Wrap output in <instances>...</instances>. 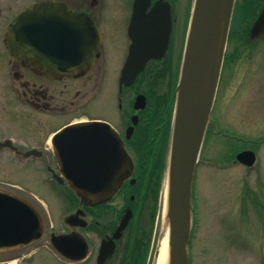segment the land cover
Returning a JSON list of instances; mask_svg holds the SVG:
<instances>
[{"label": "flooded vegetation", "instance_id": "1", "mask_svg": "<svg viewBox=\"0 0 264 264\" xmlns=\"http://www.w3.org/2000/svg\"><path fill=\"white\" fill-rule=\"evenodd\" d=\"M33 7L38 8L32 13ZM192 8L193 0H0V155L10 156L9 177L18 163L53 177L64 166L59 153H87L88 195L85 199L74 189L77 208L72 215L81 211L78 225L64 224L60 234L84 238L88 256L80 261L59 254L58 262H85L95 244L98 264L103 244L111 241L113 255L105 264L121 250L117 264H142L141 254L132 258L133 250H153L167 197L177 87ZM28 11L29 24L14 31L12 26ZM263 12L264 0L235 2L195 183L200 170L213 175L237 164L241 151L252 150L239 149L246 137L239 123L253 121L254 112H241L238 104L240 91L252 85V73L253 84L264 85V58L256 52L264 33L251 37ZM32 14L42 22L41 42L34 46L19 41L23 31L31 30ZM77 32L92 33L98 44L90 61L63 74L62 64L53 59L58 41L63 35L72 40ZM149 54L157 57L147 60ZM68 127L88 131L86 136H59ZM3 185L7 192L25 191L14 183ZM63 185L71 187L68 181ZM46 238L0 263L52 264L44 255L52 247Z\"/></svg>", "mask_w": 264, "mask_h": 264}, {"label": "water", "instance_id": "2", "mask_svg": "<svg viewBox=\"0 0 264 264\" xmlns=\"http://www.w3.org/2000/svg\"><path fill=\"white\" fill-rule=\"evenodd\" d=\"M142 1L137 0V2ZM234 2L235 0H196L195 3L171 146L165 222V229L170 231V264H189L187 247L191 237L194 170L215 93L217 73L224 55ZM22 26L24 27V24ZM38 29L41 31V26ZM262 33H264V12L253 27L251 36L254 38ZM28 36H30L29 32H23L19 41L26 45L31 43L33 46L35 42H41V35L37 34L31 38ZM72 37L73 39L69 40L63 35V40L58 41V54L53 57L60 67L62 64L63 74H69L71 69L90 61L91 52L98 44L93 40L92 33L77 32L72 34ZM87 131L88 127H71L62 135L86 136ZM74 154L78 157L82 156V159L75 160L74 155L70 153L60 154L65 167L62 173L73 186L87 195L89 190L87 153L80 151ZM238 159L249 166L255 163V155L252 152H244ZM76 218L78 216L71 217L68 222L73 224ZM126 223L125 220L120 229H123ZM120 235L118 232L115 237ZM42 236L43 224L37 211L29 203L0 191V250L25 246L41 239ZM52 242L69 258L82 259L86 255L85 244L76 235L59 237L54 235ZM108 246L111 245L108 243L104 247L108 253L105 258H100L101 264H104L113 252L114 245L111 248Z\"/></svg>", "mask_w": 264, "mask_h": 264}, {"label": "rangeland", "instance_id": "3", "mask_svg": "<svg viewBox=\"0 0 264 264\" xmlns=\"http://www.w3.org/2000/svg\"><path fill=\"white\" fill-rule=\"evenodd\" d=\"M256 52L264 58V43L257 44ZM255 76V72L252 73V85L239 93L240 111L254 112L253 121L240 120V134H244L247 140H242L239 149H255L257 163L253 168L230 163L224 170L216 171L213 175L205 169L200 170V178L194 186L196 198L192 200L197 213L194 215L195 221L193 218L194 234L188 245L189 264H264V85H254ZM224 87L221 88L222 92ZM9 159L10 156L0 155V189L8 188L4 183H14L27 191L20 194L12 192L10 188L8 190L9 193L27 199L39 210L48 234L46 241L49 243L52 233L65 230L63 222L73 210L64 197L66 187L63 190L56 186L49 172L24 168L18 165L20 163L16 164L14 172L11 170L14 177L10 178L6 171ZM33 196L45 206H42L43 209ZM159 215L154 246L157 241L159 244L158 239L165 230L163 209ZM149 227L150 223L145 219V230L148 231ZM154 250L153 247L151 257ZM97 252L94 244L89 259L79 264H94ZM12 255L0 252V260H7ZM46 255L52 264H62L57 261L54 252L49 251ZM116 257L112 264L121 261L122 250ZM151 257L147 264H150ZM154 260L152 258V264Z\"/></svg>", "mask_w": 264, "mask_h": 264}, {"label": "bare ground", "instance_id": "4", "mask_svg": "<svg viewBox=\"0 0 264 264\" xmlns=\"http://www.w3.org/2000/svg\"><path fill=\"white\" fill-rule=\"evenodd\" d=\"M164 222H166V211L164 214ZM169 229H165L164 234L162 235L158 250L155 258L154 264H170V245H169Z\"/></svg>", "mask_w": 264, "mask_h": 264}, {"label": "trees", "instance_id": "5", "mask_svg": "<svg viewBox=\"0 0 264 264\" xmlns=\"http://www.w3.org/2000/svg\"><path fill=\"white\" fill-rule=\"evenodd\" d=\"M148 253V250H139V248L137 250H133L132 252V258H135L134 256L136 255H143V258L146 259V254Z\"/></svg>", "mask_w": 264, "mask_h": 264}]
</instances>
